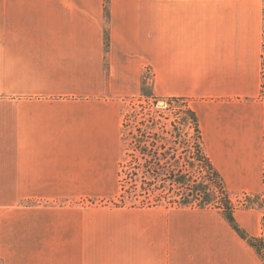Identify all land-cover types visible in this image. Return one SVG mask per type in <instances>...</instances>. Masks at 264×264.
Here are the masks:
<instances>
[{
    "label": "crops",
    "instance_id": "crops-1",
    "mask_svg": "<svg viewBox=\"0 0 264 264\" xmlns=\"http://www.w3.org/2000/svg\"><path fill=\"white\" fill-rule=\"evenodd\" d=\"M148 88L188 102L231 194H261L233 215L264 240V0H0V264H264L219 209L84 205L118 193Z\"/></svg>",
    "mask_w": 264,
    "mask_h": 264
},
{
    "label": "trees",
    "instance_id": "trees-1",
    "mask_svg": "<svg viewBox=\"0 0 264 264\" xmlns=\"http://www.w3.org/2000/svg\"><path fill=\"white\" fill-rule=\"evenodd\" d=\"M145 91L142 89L141 94L145 95ZM169 99L168 105L186 101ZM181 111L183 116L178 122L154 118L148 127L141 121V126H133L134 132L128 131L129 147L119 162V190L111 203L128 208L219 209L232 229L264 258L263 237L249 236L235 221L233 213L238 205L204 150L196 113L189 106H183ZM128 125L123 122V128Z\"/></svg>",
    "mask_w": 264,
    "mask_h": 264
},
{
    "label": "rangeland",
    "instance_id": "rangeland-1",
    "mask_svg": "<svg viewBox=\"0 0 264 264\" xmlns=\"http://www.w3.org/2000/svg\"><path fill=\"white\" fill-rule=\"evenodd\" d=\"M170 102L169 98H158L151 95L150 89L148 88L145 91V95L139 94L134 97H128L125 102V112L123 114V122L127 121L129 125L126 128H123L124 133V143H123V151L121 153L120 161L125 157V148L129 147L128 143L130 141V136L128 135V131L131 130L134 132V125L141 126L139 122L149 126V124L155 119H159L163 122L170 121H180L183 116L182 107L188 106L187 101L176 100L171 102L170 105L167 104ZM184 102V103H183ZM154 131V126L152 127ZM126 138V140H125ZM116 165V164H115ZM119 170V164L117 165ZM119 177L113 174V184L116 182V186L119 190V184L117 180ZM117 195V194H116ZM232 200L235 204L238 205L237 210H254L257 209L261 212L262 210V196L261 194H244L243 192H232ZM142 197V196H141ZM138 197L137 199L139 200ZM116 197L112 198L111 196L108 198L100 199L94 198L93 200H84V205H92L93 207H108L113 208L112 202H115ZM63 203V202H62ZM137 204L140 202L137 201ZM127 207V206H126ZM128 208V207H127ZM146 208V207H143ZM158 208H164L160 206ZM261 252L263 250L261 249Z\"/></svg>",
    "mask_w": 264,
    "mask_h": 264
}]
</instances>
